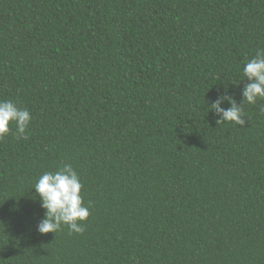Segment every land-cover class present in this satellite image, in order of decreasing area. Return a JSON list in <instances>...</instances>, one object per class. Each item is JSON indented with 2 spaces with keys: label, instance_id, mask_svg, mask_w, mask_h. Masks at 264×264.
Masks as SVG:
<instances>
[{
  "label": "trees",
  "instance_id": "1",
  "mask_svg": "<svg viewBox=\"0 0 264 264\" xmlns=\"http://www.w3.org/2000/svg\"><path fill=\"white\" fill-rule=\"evenodd\" d=\"M260 48L264 0H0V100L32 114L0 140V264H264V100L208 111ZM64 164L90 215L40 234Z\"/></svg>",
  "mask_w": 264,
  "mask_h": 264
},
{
  "label": "clouds",
  "instance_id": "2",
  "mask_svg": "<svg viewBox=\"0 0 264 264\" xmlns=\"http://www.w3.org/2000/svg\"><path fill=\"white\" fill-rule=\"evenodd\" d=\"M243 76L249 82L242 89L241 103L238 104L232 96L224 94L208 105V111L217 117V124L234 122L243 126L246 114L242 105L245 102L255 105L258 99L264 100V48L257 49L255 55L245 63ZM225 102L230 107H221ZM261 111L264 112V106ZM31 120L32 114L27 108L19 107L11 99L0 100V140L12 132V125H15L14 135L17 138L27 139ZM82 188V181L70 164H64L56 171H45L33 186L40 206L45 210L44 217L37 224V232L56 234L63 226H67L69 232L83 233L91 205H85Z\"/></svg>",
  "mask_w": 264,
  "mask_h": 264
}]
</instances>
